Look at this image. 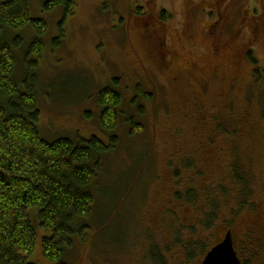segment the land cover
I'll return each instance as SVG.
<instances>
[{
  "label": "rangeland",
  "instance_id": "rangeland-1",
  "mask_svg": "<svg viewBox=\"0 0 264 264\" xmlns=\"http://www.w3.org/2000/svg\"><path fill=\"white\" fill-rule=\"evenodd\" d=\"M33 1L31 17L48 25L34 68L43 139L102 138L98 92L115 77L127 115L137 116L131 104L137 81L153 91L138 101L142 132L130 135L119 119V144L103 159L94 189L93 221L69 261L155 264L150 255L157 251L165 264H200L230 229L242 263L264 264L251 240L264 239V0H77L56 44L62 11H44L46 0ZM211 28L225 45L217 55L209 50ZM166 50L194 66L166 67L157 55ZM17 63L21 79L18 54ZM189 189L194 201L176 197ZM44 234L37 226L34 264H53L42 254Z\"/></svg>",
  "mask_w": 264,
  "mask_h": 264
},
{
  "label": "trees",
  "instance_id": "trees-1",
  "mask_svg": "<svg viewBox=\"0 0 264 264\" xmlns=\"http://www.w3.org/2000/svg\"><path fill=\"white\" fill-rule=\"evenodd\" d=\"M76 7L77 0L43 2L44 11H62L55 44L65 38L66 21ZM47 31L45 20L31 17L28 0H0V264H34L29 258L36 243L37 226L49 233L41 237L43 257L53 264H72L68 254L93 221L94 189L103 159L119 144V119H125L130 135L143 130L136 118L143 112L142 105L131 102L137 116L127 115L120 108V93L105 87L97 99L102 138L83 139L77 134L73 139L47 141L41 137L34 68L43 56ZM17 54L25 68L21 79L17 74ZM247 56L256 65L253 54ZM113 82L112 86L119 83L116 79ZM137 93L143 101L152 98L139 89ZM183 196L194 201L195 194L192 190L176 193L178 199ZM32 208L37 211H33L37 225L28 213ZM206 227H210V222ZM228 231L231 232L227 229L225 234ZM232 237L234 240L233 234ZM212 247L203 252L202 260ZM191 249L186 252L189 258L194 256ZM150 257L155 264H165L157 251Z\"/></svg>",
  "mask_w": 264,
  "mask_h": 264
},
{
  "label": "flooded vegetation",
  "instance_id": "flooded-vegetation-1",
  "mask_svg": "<svg viewBox=\"0 0 264 264\" xmlns=\"http://www.w3.org/2000/svg\"><path fill=\"white\" fill-rule=\"evenodd\" d=\"M136 8L141 9V7H139V6H137ZM143 15H145V14H143ZM148 19H149V17H147L145 21H147ZM210 27H214V26L210 25ZM123 29H124L123 33H124L125 37H126V34L128 37L130 32H128V29L126 27H124ZM214 29H216V28H211L208 30L209 36L211 37V39H210V46L211 47L209 48V50L211 51L212 55H217L218 53H220L221 51H223L225 49V45L222 43V41L220 39H218L219 32L215 31ZM253 37H255V36L251 35V39ZM186 38H190V37L186 36ZM155 49H156V47H155ZM178 51H181V50L179 49ZM245 53L246 52H242V55L244 56ZM188 54H191V53H188ZM157 55H160L159 59L168 68L174 66L176 61L181 62L183 65L194 66V62L192 63V59H190V61H189L188 59L182 57L181 53L177 52V50H166L163 52H159V54H157ZM167 56H169V60H167ZM115 79L119 80V79H121V77L118 76V77H115ZM179 79H180V74L177 72L174 74V76L171 77V81L176 82V83L179 82ZM118 85H119V83H118ZM107 88H109L110 90H112L114 92L115 91L118 92L115 89V86L111 85V86H108ZM137 89L141 90L143 93L148 94V95H152V93H153V91L147 90L143 83L137 81V83L134 85V88H133V94H132V100H131V102H134L135 104H138L139 103L138 101H140V102L143 101L142 98L138 95ZM189 190H192V189H189ZM251 233L254 234L253 231ZM251 240H252V245L256 248L257 255L258 256H264V239L261 240L258 237H255V235H254L253 237H251ZM254 240L256 241V243L254 242ZM220 241H218V242H220ZM237 256H238V254H237ZM238 258H239V256H238ZM239 260H240V263L243 264L240 258H239Z\"/></svg>",
  "mask_w": 264,
  "mask_h": 264
},
{
  "label": "water",
  "instance_id": "water-1",
  "mask_svg": "<svg viewBox=\"0 0 264 264\" xmlns=\"http://www.w3.org/2000/svg\"><path fill=\"white\" fill-rule=\"evenodd\" d=\"M200 264H241L231 232L228 231L222 241L206 253Z\"/></svg>",
  "mask_w": 264,
  "mask_h": 264
}]
</instances>
